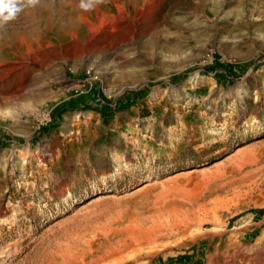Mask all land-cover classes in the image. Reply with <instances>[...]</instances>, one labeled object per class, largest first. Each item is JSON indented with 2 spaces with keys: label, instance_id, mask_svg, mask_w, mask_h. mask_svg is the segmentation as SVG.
Instances as JSON below:
<instances>
[{
  "label": "rangeland",
  "instance_id": "obj_1",
  "mask_svg": "<svg viewBox=\"0 0 264 264\" xmlns=\"http://www.w3.org/2000/svg\"><path fill=\"white\" fill-rule=\"evenodd\" d=\"M80 3L0 24V264H82L153 224L175 236L138 264H264V0ZM222 232L241 253L212 254Z\"/></svg>",
  "mask_w": 264,
  "mask_h": 264
},
{
  "label": "bare ground",
  "instance_id": "obj_2",
  "mask_svg": "<svg viewBox=\"0 0 264 264\" xmlns=\"http://www.w3.org/2000/svg\"><path fill=\"white\" fill-rule=\"evenodd\" d=\"M107 25H109V24H107ZM57 26H59V25H57ZM106 27H108V26H106ZM202 27L207 28L206 25L202 26ZM216 28H217V26H216ZM36 29H37V32H38V28H35V30L31 31L30 33L34 34V35L35 34L37 35L38 33L36 32ZM70 29H71V36L70 37L76 38L78 36V33H77L78 28H77V26H75L74 21L71 22V28ZM67 30L68 29H65V30H62V31L67 32ZM97 32L98 31L92 32L90 38L95 37ZM23 34H24L23 36H29L30 37L29 39L32 40V42H37V40H35V39H38V37L35 38L36 35L35 36L34 35H29V32L26 31V30H25V32ZM1 36H3V35H1ZM17 36H20V35L17 34ZM74 38H73V40H74ZM5 39L6 38H4V37H0V58L3 57V52H4L3 47H4ZM6 42H8V40ZM27 42H29V41H27ZM10 63H12V62L10 61ZM25 63L24 64L21 63V64H19L17 66H14V67H11V68L5 70L4 74L6 76L7 75L8 76H10V75H15L16 76L19 73L18 74V78H20L23 75V72L25 70H27V68L29 67ZM0 73L3 74L2 72H0ZM1 74H0V81H2V80L5 81V79H3L5 76L3 77V75L1 76ZM14 83L15 82H12L11 80L8 81V84H5L4 87L0 89V91L2 93L9 91L11 89V86L14 85ZM21 91H22V86H21V88L15 90L13 92L14 94H12V93L11 94H12V96H16V95L20 94ZM6 100H9V98L5 99L4 97H0V107L3 106V105H6V102H5ZM200 217H202V216H200ZM216 218L218 219L217 216H216ZM204 220L205 219H203V220L199 219V216H198V217H194L193 219H191V222H198V224L201 227H206V225L209 226L210 221L208 219H206L205 221ZM137 231L143 236L140 237L139 239H136L134 237V239L132 240V243L129 242L130 240L126 241L124 238L123 239L118 238V237H120L118 234H116V235H118L116 237V239L118 238L117 240L111 239V237H109L108 239H103L102 240L103 242H101L100 244H96V245L92 246L91 256L88 257L87 260H83L82 264H138L141 261V259H142L140 254H139L138 248L141 247L143 242H145V241L149 242L151 240H156V239L163 238V237L170 239L171 237L175 236L174 233H173V230L172 231H167V230H162L161 228L158 229V227L155 224H153L151 227H146V226L143 225V226L139 227ZM224 233H226V232H222V233L218 234L219 236L218 235L217 236L213 235V233H212V236H214V237H212L213 240H211V242H212L211 244H214V247H213L214 252L212 254H215L218 258H225L227 256H231V255L233 256L237 252L241 253L242 251H239V250L242 249L241 241L239 239H237L235 236L234 237L228 236V238H226V234H224ZM206 239L203 238V237L200 238L199 243H198L199 250H201V249L203 250V247H207L208 249H211L212 246H211L210 243H206ZM211 256H212L211 254H208V258L210 260H212ZM237 257H238V255H237ZM153 261H154V257L149 258L148 264H153ZM55 264H57V263H55ZM71 264H75V262L72 260Z\"/></svg>",
  "mask_w": 264,
  "mask_h": 264
},
{
  "label": "clouds",
  "instance_id": "obj_3",
  "mask_svg": "<svg viewBox=\"0 0 264 264\" xmlns=\"http://www.w3.org/2000/svg\"><path fill=\"white\" fill-rule=\"evenodd\" d=\"M39 0H26L27 6L35 7ZM102 0H81L80 7L85 11L91 10ZM24 0H0V24H5L17 17L23 10Z\"/></svg>",
  "mask_w": 264,
  "mask_h": 264
}]
</instances>
